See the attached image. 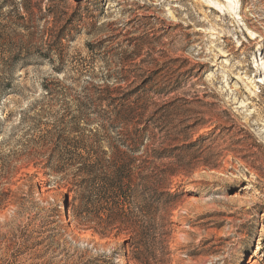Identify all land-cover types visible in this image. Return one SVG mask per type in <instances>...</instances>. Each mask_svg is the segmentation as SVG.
<instances>
[{"label": "rangeland", "instance_id": "obj_1", "mask_svg": "<svg viewBox=\"0 0 264 264\" xmlns=\"http://www.w3.org/2000/svg\"><path fill=\"white\" fill-rule=\"evenodd\" d=\"M36 1L48 15L31 29L37 48L62 39L51 60L18 67L0 96V264H141L130 231L78 228L69 181L26 152L94 138L107 146L142 128L165 157L148 171H168L179 195L161 213L166 226L154 222L172 256L159 246L151 264H264V0ZM11 45L17 53L21 39L0 27V78ZM108 89L128 94L130 126L116 121L122 106L107 108Z\"/></svg>", "mask_w": 264, "mask_h": 264}, {"label": "trees", "instance_id": "obj_2", "mask_svg": "<svg viewBox=\"0 0 264 264\" xmlns=\"http://www.w3.org/2000/svg\"><path fill=\"white\" fill-rule=\"evenodd\" d=\"M42 3L36 0L0 1V12L11 7V11L0 23L1 29L5 34L10 31L21 39L17 53L14 44L11 45L9 61L4 64L6 69L1 71L0 96L11 92L13 74L18 67L27 66L34 55L43 61L51 60L54 47L61 43L62 34H59L52 40L53 45L49 44L48 40H41L42 44L48 46L44 52L37 48L35 32L31 29H34L33 24L36 20L40 21L39 16L44 19L48 16L42 10ZM43 89L51 91L47 81ZM119 90H107L110 95L107 108L122 106L120 111L115 112L116 121L126 123L128 127L134 119V113L129 107L126 108L128 94L113 97ZM77 130L76 127L73 132ZM136 130L129 132L128 139L118 143L112 142L107 146L96 138L81 142L38 143L28 147L26 156L28 159H42L43 165H35V168L48 170L45 175L62 176L64 180L69 181L72 186L69 195L72 193L77 195L74 199L76 207L73 217L78 228L92 231L100 237L117 231L115 235L117 238L130 231V235L134 234L136 243L140 245L137 249H140L141 264H151V261L156 259L153 251L159 246L167 251V255L172 256L168 241L166 239L157 241L156 237H153L154 222L160 220L162 226H166V217L161 216V213L170 205L177 203L179 195L170 193V183L164 178L168 171L159 169L156 175L148 171L147 165L150 161L154 164L165 157L161 156L162 153L161 155L155 151L152 153L144 144V138L147 136L140 134L147 129ZM134 131L137 134H134ZM128 141H131V145ZM169 170L171 174H175L172 169ZM32 177L34 179L35 176ZM71 206L67 201L66 214L69 213ZM132 206L138 211V218L133 215ZM104 215H107V219ZM143 217L147 220L144 221ZM132 240L133 238L123 242L121 246L131 243ZM96 261L98 260H89L86 264H96Z\"/></svg>", "mask_w": 264, "mask_h": 264}, {"label": "bare ground", "instance_id": "obj_3", "mask_svg": "<svg viewBox=\"0 0 264 264\" xmlns=\"http://www.w3.org/2000/svg\"><path fill=\"white\" fill-rule=\"evenodd\" d=\"M216 7H221V6H216ZM221 9V8H220ZM258 81L260 82L261 81V79L259 80L258 79ZM47 176H45L44 174H38V176H37V181L38 182H41V181H45L47 178H46Z\"/></svg>", "mask_w": 264, "mask_h": 264}]
</instances>
